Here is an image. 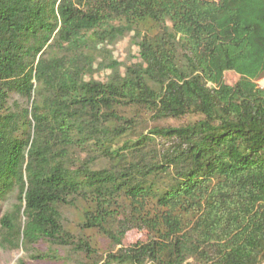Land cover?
I'll use <instances>...</instances> for the list:
<instances>
[{"label": "trees", "instance_id": "1", "mask_svg": "<svg viewBox=\"0 0 264 264\" xmlns=\"http://www.w3.org/2000/svg\"><path fill=\"white\" fill-rule=\"evenodd\" d=\"M263 78L264 0H0V255L264 264Z\"/></svg>", "mask_w": 264, "mask_h": 264}, {"label": "rangeland", "instance_id": "2", "mask_svg": "<svg viewBox=\"0 0 264 264\" xmlns=\"http://www.w3.org/2000/svg\"><path fill=\"white\" fill-rule=\"evenodd\" d=\"M132 36L127 35L125 38L121 39L115 46L108 47V50L111 51L112 56L115 60L122 62V63H138L139 62V51L136 46L131 45ZM101 62V59H99L98 63ZM98 65V64H97ZM97 67V66H96ZM106 77V72H97L94 74L93 78L95 80L102 81ZM227 81L230 83H235L239 77L235 73H228ZM259 86L264 88V79L259 81ZM180 122L170 120L162 122L159 125L162 126H178ZM154 126V125H152ZM10 205H2L0 207V215H2L5 211L8 210ZM68 216L72 221H76L77 216L74 212H68ZM91 236L93 238V243L96 244L98 247L99 243L101 242V238L96 233H91ZM147 240V235L142 232L138 231H132L130 232L124 241V246L128 247L133 244H136L138 242H143ZM20 254H14L11 258H7L3 255H0V264H16V260L19 257ZM43 264H54V263H43Z\"/></svg>", "mask_w": 264, "mask_h": 264}, {"label": "built area", "instance_id": "3", "mask_svg": "<svg viewBox=\"0 0 264 264\" xmlns=\"http://www.w3.org/2000/svg\"><path fill=\"white\" fill-rule=\"evenodd\" d=\"M264 79V78H263ZM258 85H259V82H258Z\"/></svg>", "mask_w": 264, "mask_h": 264}]
</instances>
